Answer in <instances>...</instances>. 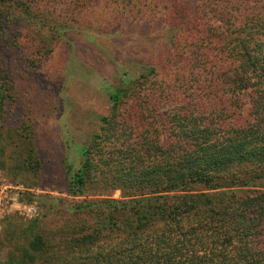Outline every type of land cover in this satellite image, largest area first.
<instances>
[{
    "label": "trees",
    "instance_id": "obj_1",
    "mask_svg": "<svg viewBox=\"0 0 264 264\" xmlns=\"http://www.w3.org/2000/svg\"><path fill=\"white\" fill-rule=\"evenodd\" d=\"M6 15L0 10V41ZM226 24L217 51L227 62L215 71L207 53L192 51L181 93L170 79L141 94L130 77L107 88L100 132L65 169L64 193L76 199L70 219L57 238L35 232L0 264H264V19L251 11ZM7 77L1 70L0 121L12 97ZM126 100L129 117L118 110ZM159 102L170 109L151 130L165 132V145L125 127ZM115 189L120 198L103 191Z\"/></svg>",
    "mask_w": 264,
    "mask_h": 264
},
{
    "label": "rangeland",
    "instance_id": "obj_2",
    "mask_svg": "<svg viewBox=\"0 0 264 264\" xmlns=\"http://www.w3.org/2000/svg\"><path fill=\"white\" fill-rule=\"evenodd\" d=\"M23 5L30 11H22ZM0 10L8 18L0 71L12 84L0 121V176L21 185L20 201L35 202L39 209L35 219L15 212L0 216L1 263L35 232L57 238L70 219L66 207L76 199L64 193L65 169L78 166V148L100 132L98 117L110 107L107 88L130 77L132 92L140 93L141 86L156 88L170 79L181 93V78H188L193 61L188 62L190 53H207L217 63L212 70L219 69L227 62L218 60L224 44L219 31L251 11L264 19V0H0ZM149 65L154 72L144 75ZM131 103L118 107L126 117ZM167 108L159 102L156 111L145 110L141 119L135 115L125 127L135 136H157L165 145V132L151 129L160 127L155 119ZM24 135L31 155L21 143ZM103 191L120 198L118 189Z\"/></svg>",
    "mask_w": 264,
    "mask_h": 264
},
{
    "label": "built area",
    "instance_id": "obj_3",
    "mask_svg": "<svg viewBox=\"0 0 264 264\" xmlns=\"http://www.w3.org/2000/svg\"><path fill=\"white\" fill-rule=\"evenodd\" d=\"M24 188L0 176V216L15 212L26 219H35L39 209L35 202H22Z\"/></svg>",
    "mask_w": 264,
    "mask_h": 264
}]
</instances>
